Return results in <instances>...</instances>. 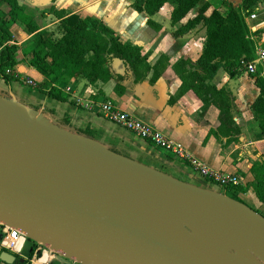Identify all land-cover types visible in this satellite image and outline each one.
<instances>
[{"label":"water","instance_id":"water-1","mask_svg":"<svg viewBox=\"0 0 264 264\" xmlns=\"http://www.w3.org/2000/svg\"><path fill=\"white\" fill-rule=\"evenodd\" d=\"M19 109L0 99V223L82 264H253L193 234L215 225L264 252L246 203ZM0 259L25 262L1 246Z\"/></svg>","mask_w":264,"mask_h":264},{"label":"crops","instance_id":"crops-1","mask_svg":"<svg viewBox=\"0 0 264 264\" xmlns=\"http://www.w3.org/2000/svg\"><path fill=\"white\" fill-rule=\"evenodd\" d=\"M235 1L221 0L219 6L215 0H209L210 10L217 8L225 12L228 2L234 7L244 9L245 0H240L239 3ZM133 2L134 0L127 4L122 0H19L24 10L34 17L40 29L53 31L58 26L60 19L50 13L52 6L64 9L67 14L77 13L103 19L123 42L141 46L151 66L164 57L156 68V72H161L158 78L152 80V69L146 77L136 80L127 63L113 59L110 63L113 77L109 81L90 83L82 77L73 78L67 84L60 85L63 94L67 95L65 99L49 96L44 91L25 85L18 78L7 83L1 77L0 97H6L19 107L32 110L48 122L91 139L117 153L185 181L193 183V180L201 179L208 187H212V184L193 171L188 162L171 156L151 141L137 137L128 129L87 109L86 105L90 101L109 99L122 110L147 121L170 139L180 142L193 156L211 167L238 173L244 184L251 182L254 179L250 171L253 162L264 161V137L257 129V120L251 108L259 93L255 79L241 72L231 77L221 68L225 71L222 77L218 75L219 69L211 80L218 88H229L233 98V120L240 132L227 143L228 136L217 130L220 110L216 105L211 104L202 113L203 102L192 90L171 101L172 97L177 96L182 84L174 64L181 59L195 62L199 58L205 47L206 28L201 23L181 36H173L175 28L171 24V12L176 4L167 2L165 7L151 16L161 25L160 30H155L147 24L148 15L137 11ZM156 14L165 18L159 19ZM10 30L20 47L33 36L19 21L11 23ZM56 35H60L59 30ZM18 58L20 61L13 68L17 75L21 78H33L37 83L45 80V77L29 64V58L21 51ZM116 85L124 89L122 94L115 91ZM247 105L248 110L245 107ZM211 130H216L217 133H211ZM250 191L254 192L251 187L248 192ZM258 212L264 215V210ZM42 250L43 248L38 246L32 259L41 254ZM51 260L52 258H49L46 264ZM0 264L8 263L0 259ZM33 264H38L37 260Z\"/></svg>","mask_w":264,"mask_h":264},{"label":"trees","instance_id":"trees-1","mask_svg":"<svg viewBox=\"0 0 264 264\" xmlns=\"http://www.w3.org/2000/svg\"><path fill=\"white\" fill-rule=\"evenodd\" d=\"M167 2L176 4L171 12V24L175 28L173 36H181L201 23L206 28L207 35L203 52L195 62L181 59L174 64L182 84L177 96L172 97L171 101L192 90L203 102L202 113L211 104L216 105L220 110L217 130L228 136V143L240 132L233 120V98L229 88H218L211 80L221 68L231 77L235 76L240 60L254 57V44L249 37L244 11L252 9L256 0H245L244 9L234 7L228 2L225 12L217 8L210 10L209 0H134L133 7L148 15L149 26L160 30L161 25L151 16ZM50 13L60 19L57 26L59 36L54 31L40 29L34 17L24 10L19 0H0V77L7 83L15 77L6 73V69L14 68L20 61V51L29 58V64L45 77L35 88L60 99L67 97L60 85L67 84L73 78L82 77L90 83L109 81L113 77L110 63L114 58H120L127 63L136 80L146 77L152 69V80L160 76L161 72H156V68L164 57L151 66L141 46L123 42L103 19L77 13L67 14L64 9H57L55 6L51 7ZM185 18L187 20L183 22ZM17 21L33 33L22 47L17 45L10 30V24ZM250 76L255 79L259 88L251 108L257 120V129L264 137V77ZM123 90L121 86L116 85L115 91L118 94H122ZM211 133L217 132L211 130ZM250 171L254 176L251 182L225 186L223 192L246 203L239 198L238 192L246 193L251 187L257 199L264 202V161H254ZM26 246L23 255L18 257L25 258L23 264H30L39 243L27 238Z\"/></svg>","mask_w":264,"mask_h":264},{"label":"built area","instance_id":"built-area-1","mask_svg":"<svg viewBox=\"0 0 264 264\" xmlns=\"http://www.w3.org/2000/svg\"><path fill=\"white\" fill-rule=\"evenodd\" d=\"M244 18L249 29V37L254 44V57L251 59L242 58L237 66V71L248 75L264 77V0H256L252 9L244 11ZM6 73L13 74L15 79L22 80L27 86L36 87L38 84L33 78H21L14 72L13 68L6 69ZM86 106L87 109L99 113L105 119L128 129L137 137L151 141L171 156L188 162L196 174L212 185L225 187L244 184L238 173L224 172L211 167L201 159L193 156L183 144L170 139L165 133L147 121L136 117L128 111L122 110L109 99L90 101ZM0 228L1 246L17 256H22L28 238L26 234L2 223H0ZM45 253H50L52 258L54 257L58 260L64 257L46 246L42 250V256ZM36 258L37 256L32 259V264ZM71 261L73 264H82L76 259H71Z\"/></svg>","mask_w":264,"mask_h":264},{"label":"bare ground","instance_id":"bare-ground-1","mask_svg":"<svg viewBox=\"0 0 264 264\" xmlns=\"http://www.w3.org/2000/svg\"><path fill=\"white\" fill-rule=\"evenodd\" d=\"M0 133L5 138L11 137V135H9L5 130H1ZM191 216L195 219H200L199 215L194 211L191 212ZM193 234L196 237L208 238L209 240L213 241L218 246L223 247L225 249H228V247H233L236 250L235 254L237 256L253 264H256V259H255V256L253 255V251L254 250L256 251L255 246L252 245L247 240H244L241 236H239L234 231H230L228 229L221 228L215 225V226H211L210 228L202 227V228L194 229ZM48 254L49 253H45L44 256L40 258H36L35 260H37L38 264H46L49 259Z\"/></svg>","mask_w":264,"mask_h":264},{"label":"rangeland","instance_id":"rangeland-1","mask_svg":"<svg viewBox=\"0 0 264 264\" xmlns=\"http://www.w3.org/2000/svg\"><path fill=\"white\" fill-rule=\"evenodd\" d=\"M111 1H113V0H111ZM114 1H121V0H114ZM122 1H124L126 4L129 3V2H131V0H122ZM212 1H214V0H212ZM239 2H240V0H236L235 1V3H239ZM215 3L220 6L221 5V0H215ZM156 17H158L159 19L160 18L161 19L162 18H165V17L160 16V15L158 16V14H156ZM57 30H58V27H56L55 29H53V31L55 32V34L57 33ZM224 73H225V71L223 69H220L218 75H220L222 77V75ZM0 99L3 100V102H5V103H7V104H9L11 106H13L15 109L20 110L19 109L20 107L14 101H12L10 99H7L6 97H2V96H1ZM245 107H246V110H248V105L245 106ZM37 118L42 119V117H40L38 115H37ZM193 183L194 184H197V185H201V186H205L206 185V183L204 181H202L201 179L193 180ZM206 187H208V186L206 185ZM208 188H212V189H215V190H218V191H221V192L224 191V187H220L218 185H212V187H208ZM229 194H232V193L229 192ZM238 194H239V198L242 199L243 201H245L253 209H255L257 211L264 210V202L258 200L257 197L255 196L254 192H252V191L248 192L247 191L245 195L243 193H241V192H238ZM39 246H41L42 248H44V245L41 244V243H39ZM27 248H28V245L26 246V249ZM228 250L231 251V252H233V253H236V250L233 247H228ZM259 253H260L261 256L259 255ZM48 255H49V258L51 259L52 257L50 255V253ZM253 255L255 256L256 264H259V263L260 264H264V252L263 251H261L259 248H256V251L255 250L253 251ZM41 256H42V253L41 254H38L37 255V258H40ZM50 263L51 264H58V263L59 264H73V262L71 261V259H69L67 257L60 258V260H58L57 258H54L53 257ZM30 264H32V260L30 261Z\"/></svg>","mask_w":264,"mask_h":264}]
</instances>
